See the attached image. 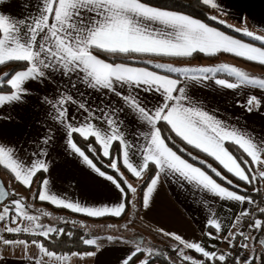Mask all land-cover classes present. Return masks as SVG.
<instances>
[{
  "label": "snow or ice",
  "instance_id": "snow-or-ice-1",
  "mask_svg": "<svg viewBox=\"0 0 264 264\" xmlns=\"http://www.w3.org/2000/svg\"><path fill=\"white\" fill-rule=\"evenodd\" d=\"M5 2L0 0V4ZM198 3L224 12L219 0H198ZM25 7L32 11L20 18L0 11V68L10 63L16 65L0 75V110L25 105L31 95L26 85L49 82L57 72L66 77L76 76L77 83L100 93L102 99L94 103L85 99L84 93L73 94L67 89L53 99L45 96L44 103L50 109L45 114L55 127H48L37 140L36 150L27 154L30 159L20 157L15 145L0 139V166L33 199L89 217L127 215L129 206L136 208L138 189H142L143 209H150L165 178L181 188L190 186L193 195L244 205L235 213L231 227L224 226L215 213L206 219L205 226L210 230L204 235L226 243L228 251L218 248L217 243L205 246L199 240L185 239L162 227L158 231L176 242L170 245L171 252L182 264H229V258L231 264H257V261L264 264V252L254 255L255 246L249 243L258 242L264 248V238L249 236L239 226L244 218L253 217L256 212L264 216V207L259 206L247 187L234 182L251 186L255 193L264 189V137L238 123L233 125L220 119L188 92L190 83L205 81H214L229 90L264 92V77L228 63L199 67L170 63H156L153 68L139 66L153 63L142 59L146 55L189 58L197 53L207 56L229 53L264 65V35L247 27L227 25L234 32L259 41L260 46L245 42L197 18L187 11L192 5L180 0H34ZM207 19L226 24L217 15H209ZM70 86L75 89L77 84ZM149 95L153 97L151 101ZM71 105H75L74 113L69 111ZM243 107L248 113L260 111L264 108V96L250 92ZM2 119L11 117L0 115ZM76 136L86 142L84 148L79 146ZM174 137L212 158L219 170L177 145ZM57 139L64 141L67 154L80 158L98 177L110 182L115 189L114 205L87 206L51 190L50 179L45 175L51 170L48 148ZM227 145H233V150ZM241 151L244 155L239 154ZM101 157L108 158V163L104 164ZM125 173L142 183L134 186ZM28 199L15 189L9 191L0 181V204H3L0 245L21 246L29 264H68L73 257L96 255L95 251L60 252L50 248L53 239L71 238L73 233L41 223V216L48 217L51 213L36 209L39 215L33 214ZM202 203L207 205L208 201ZM248 205H254L255 212ZM227 211L232 213V208ZM246 227L264 233V219H252ZM6 234L43 239H10ZM122 242L132 243L133 247L121 264H178L167 251L142 245L140 240ZM82 243L98 247V238H82ZM31 249H36V253ZM186 250L199 254L200 258L186 254ZM3 261L0 254V264Z\"/></svg>",
  "mask_w": 264,
  "mask_h": 264
},
{
  "label": "crops",
  "instance_id": "crops-1",
  "mask_svg": "<svg viewBox=\"0 0 264 264\" xmlns=\"http://www.w3.org/2000/svg\"><path fill=\"white\" fill-rule=\"evenodd\" d=\"M33 2L34 0H6L5 3L0 4V11L20 18L32 11V9L25 7V4ZM219 4L224 9V12L221 13L215 10L218 12L219 18L226 21V25L230 24L234 28L241 29L247 27L258 35H264V31H261V29H264V0H219ZM242 20L244 21L243 23ZM227 34L232 35L230 33ZM234 37L239 38L237 36ZM142 58H146V61L151 60L153 66L156 63H170L178 67L214 66L219 63H228L238 66L253 75L264 77V65L259 66V71H257L259 69L257 67L252 70L253 68H249L244 63L243 58L229 53H220L216 56L202 58H175L152 55H146V57ZM158 71L164 73V70ZM74 83L77 84L75 89L70 86ZM26 87L31 90V95L25 105L5 107L0 110V115L11 117V119L0 120V134H2L0 139L10 146L15 145L20 150V157L25 159H30L27 154L36 150V142L43 137L47 128L50 126L55 127L45 114L46 111H50L49 106L44 103L43 98L45 96L53 99L67 89L73 94L77 92L84 93V98H90L94 103H99L100 99H102L100 93L92 92L82 84L77 83L76 76L66 77L58 72L52 74L49 82H29ZM188 92L195 100L202 103L206 110L215 113L220 119L233 125L238 123L239 126L246 127L257 135L264 137V108L258 112L248 113L243 107L250 92H254L257 96H264V92L246 89L229 90L216 85L214 81H205L199 84L190 83ZM147 98L150 101L153 99L151 95ZM69 111L74 113L75 105H71ZM48 151L47 161L51 170L50 173L45 175L50 179V187L53 192L61 197L66 196L70 200L79 201L83 205L93 207L101 205L112 206L117 202L115 189L110 182L98 177L81 162L80 158L67 154L64 148V141L57 139L54 144L49 146ZM141 183L138 179L133 184L136 186ZM33 185L36 186L35 183ZM33 191H35L34 186ZM204 200L208 201L207 205L202 203ZM229 207L232 208V213L227 211ZM244 207V205L222 201L206 195H193L190 186L185 185L181 188L177 183L165 178L158 192L154 195V202L150 209H143L142 200L140 199L136 213L138 217L135 218L139 219L142 227H147L151 230H158L162 227L167 231L181 234L185 239L199 240L205 246L217 243L218 248L228 251L229 246L226 243L212 241L204 235L205 232L210 230L205 226L206 219L211 213H215L224 226L231 227V222L235 220V213H238ZM256 218L264 219V216L255 214L252 219ZM245 220L246 218L240 223V227ZM246 234L264 238V233L260 231L249 229ZM14 238L20 239L17 236ZM163 238L166 241H171L169 238ZM142 239L140 238V240ZM128 241L131 242L132 240ZM249 243L250 245L254 244L255 249H258V251L263 249L258 242L249 241ZM131 247H133L132 243L109 242L90 250L96 252L95 256L73 257L68 264H121L122 258ZM36 251V249H31L32 253H36ZM85 252L88 251L77 253ZM0 254L4 257L3 264H29L24 257L23 248L19 245H13L10 248L0 245Z\"/></svg>",
  "mask_w": 264,
  "mask_h": 264
},
{
  "label": "trees",
  "instance_id": "trees-1",
  "mask_svg": "<svg viewBox=\"0 0 264 264\" xmlns=\"http://www.w3.org/2000/svg\"><path fill=\"white\" fill-rule=\"evenodd\" d=\"M153 2H157V0H153ZM168 2H172V0H168ZM180 2H182L184 4H191L192 7L187 9V11H189L191 14H194L197 18H200V19L204 20L205 22L209 23L210 25L218 27V28L222 29L223 31L230 33L234 36H237L239 38H242L246 41L253 42L255 44L260 45L259 41H252L251 38L243 36L242 33L234 32L233 29L228 28L226 24L221 25V24L217 23L216 21L208 20L207 17L209 15H217L218 16V12L215 9H211L210 7H205V6L200 5L198 3V0H180ZM218 18H219V16H218ZM143 57H146V56H143ZM196 57L202 58V57H207V56H204L201 54H194L193 57H189V58H196ZM142 59L145 60L146 58H142ZM244 61L249 62L246 60H244ZM249 63L255 64V66H258V67L260 66L256 62H249ZM144 66L154 67L152 64L151 65H144ZM14 67H16V65L10 63V64L4 66L3 68H0V71L12 69ZM75 139L77 140L79 146H81L82 148L85 147L86 142L83 141V139H80L78 136H76ZM174 139H176L177 145H180V147H186L188 152H192L194 156H197L200 159L207 160L208 163H212L213 166L218 167V170H219V166L216 164V162L212 158L207 157L205 154L199 152L198 150H194L191 146H186L179 138L174 137ZM227 146L229 147L230 150H233V148H234L233 145H227ZM239 154L244 155L242 153V151ZM183 155H184L185 159H190L186 154H183ZM245 158H247V157L245 156ZM100 159L103 160L104 164L108 163V158L101 157ZM190 162L197 163V166H200L198 164V162L191 161V160H190ZM97 163H98V166L102 167V165H100L99 162H97ZM205 170L207 171V169H205ZM108 171L110 174H112L111 169H108ZM209 174H211V173L209 172ZM225 174L228 175L229 179H234L230 174H227V173H225ZM125 175L128 176V179L131 183H134L135 181L138 180L136 178L131 177V175L128 173H125ZM148 175L149 174H147V173L145 174L146 178ZM5 176L8 177L9 179H11L15 185H18L19 187L28 191L24 186H22L21 184H19L15 181L13 175L10 174V172L8 170H6L2 166H0V177L3 179L4 183H5ZM218 182H221V181L218 180ZM234 182L240 183L241 187H247L248 193L251 194L253 196V198L259 202V206L262 205V207H264V202H262V201H264L263 189L260 193H255L252 191L251 186L245 185L243 182H239V181H235V180H234ZM33 186L36 189L37 185L36 186L33 185ZM257 187H261V185L257 184ZM7 188L9 191L12 190L10 187H7ZM139 191H140V199H141L142 189H139ZM5 202L7 203V201H5ZM32 202L34 204L40 206L38 209H43L44 211H48L53 215H57L58 217H63L64 219L61 220L59 223L54 224V226L63 227V228H65L66 231H71L73 233L71 238H69L67 236H61L59 239H53L52 240L49 247L55 248V250L60 251V252H84V251H90V250L97 248L96 245H85L84 243H82V238H95L96 237L94 234L87 231V229L85 228L84 225L94 226L95 224H98V223L118 224V225H120L121 229H124L126 231L125 225H126V221H127V215H124L123 217H115V216L89 217V216H86L84 214L74 213L68 209L58 208L54 205H50L48 202H40V201L35 200V199H33ZM129 210H130V206L127 209V212H129ZM256 214H259V213L256 212ZM128 216H129V214H128ZM65 221H67V223H65ZM73 221L75 223H72ZM132 230H136L143 235V237H142L143 239L141 240L142 244H146L145 243L146 239H149L150 240L149 245L155 246V247L160 248L164 251H167L175 259H177L178 264H182V262H180L179 259L175 257V254L171 252L170 245L176 243L174 240H173V242H172V240L166 241V240H164V238L162 237V235L159 233L158 230H151L150 228L142 227V225L139 227H138V225H135L134 228L131 229L130 231H132ZM17 237L20 239H29V240L34 239V238L35 239H43L41 237L30 236L28 234H20ZM186 251L188 254L194 255L197 258H200L199 254H196V253L191 252L189 250H186ZM262 252H264V248L260 251H258V249H257L256 252L254 253V255H260ZM257 263L259 264V261H257ZM229 264H231V260H229Z\"/></svg>",
  "mask_w": 264,
  "mask_h": 264
},
{
  "label": "rangeland",
  "instance_id": "rangeland-1",
  "mask_svg": "<svg viewBox=\"0 0 264 264\" xmlns=\"http://www.w3.org/2000/svg\"><path fill=\"white\" fill-rule=\"evenodd\" d=\"M244 63L247 66H249V68H253L252 70H254L255 67L259 68V69L256 68L257 71L260 70V67L255 66V64H251V63H247V62H244ZM3 71H0V75L3 74ZM5 183H6L5 185L7 187H10L11 189H15V191L17 193L21 194L22 196L29 197V199L27 200V203L33 205V209H32L33 214L39 215V213L36 212L35 210L38 209L40 206L36 205L32 202L33 198L31 196L30 192L24 190L23 188L19 187L18 185H15L14 182L6 176H5ZM139 201H140V191L138 190V194H137V197L135 200L136 208L130 207V210L128 212L129 216L127 214L126 225H128V227H126V231L124 229H121L120 225H118V224L98 223V224H95L94 226L84 225L85 228L87 229V231L94 234L96 236L95 238H98V246L105 245L106 243L113 242V241H119V243H123L122 241H128L126 238H128L130 241L131 240L134 241V240H140V238L143 237V235L136 230L130 231L131 229L134 228L135 225H138V227L141 226L139 219L135 218V217H138V215L136 213L138 211ZM2 207H3V204H0V209H2ZM59 218L60 217H58L57 215H53V214H51V216H48V217L41 216L40 222L43 224L54 225V224H57L61 221V219H59ZM129 220L132 221L131 224H129ZM6 235H7V238H10V239L14 238V236L12 234H6ZM109 236L114 237L115 239H113V240L107 239V237H109ZM140 242L142 243L141 240H140ZM145 243L147 245H149L150 240L146 239ZM142 245H144V244H142ZM186 254H188L187 251H186Z\"/></svg>",
  "mask_w": 264,
  "mask_h": 264
},
{
  "label": "built area",
  "instance_id": "built-area-1",
  "mask_svg": "<svg viewBox=\"0 0 264 264\" xmlns=\"http://www.w3.org/2000/svg\"><path fill=\"white\" fill-rule=\"evenodd\" d=\"M256 200V199H255ZM257 201V200H256ZM258 202V201H257ZM259 204V202H258ZM247 207H249V209L253 212H255V206L254 205H248ZM253 217L250 218H246V220L242 223L241 228H243V230L245 231V233L248 232V228L246 227L247 223H249L252 220ZM229 260H231V258H229Z\"/></svg>",
  "mask_w": 264,
  "mask_h": 264
},
{
  "label": "water",
  "instance_id": "water-1",
  "mask_svg": "<svg viewBox=\"0 0 264 264\" xmlns=\"http://www.w3.org/2000/svg\"><path fill=\"white\" fill-rule=\"evenodd\" d=\"M0 181H3V179L0 177ZM3 183H4V181H3ZM4 185H5V183H4ZM6 186V185H5ZM7 188V187H6ZM8 189V188H7Z\"/></svg>",
  "mask_w": 264,
  "mask_h": 264
}]
</instances>
